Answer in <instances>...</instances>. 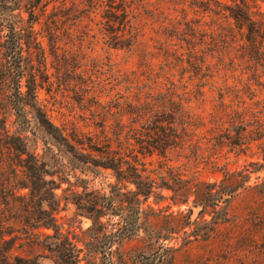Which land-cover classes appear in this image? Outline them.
I'll return each mask as SVG.
<instances>
[{
	"label": "rangeland",
	"instance_id": "374dc122",
	"mask_svg": "<svg viewBox=\"0 0 264 264\" xmlns=\"http://www.w3.org/2000/svg\"><path fill=\"white\" fill-rule=\"evenodd\" d=\"M146 1L173 16L178 13L172 8L191 18L197 10L192 0ZM15 2L11 13L0 6V42L10 22L26 41L20 92L27 105L24 120L11 109L6 96L12 83L0 60V116L38 159L52 188L41 194L42 211L53 221L33 235L14 236L12 253L24 264H264V133L260 146L230 150L217 146L223 140L209 121L220 109L218 89L234 100L232 110L239 108L233 92H245L242 98L264 118V42L253 46L236 35L226 76L188 105L205 126L163 151L162 142L142 135L155 124L133 125L130 104L133 76L145 82L140 77L145 66L161 64L154 47L165 40L155 33L159 24L143 19L148 25L140 44L114 49L109 45L120 41V32L112 22L106 25L104 6L89 18L85 0ZM245 2L250 19L264 27V0ZM186 91L192 94L193 86ZM250 91L256 93L253 101L246 97ZM38 109L46 116L44 129L37 123ZM225 128L232 135L237 131L231 124ZM217 157L225 170L213 167ZM170 174L182 176L174 192L164 186L173 184ZM18 177L23 178L20 172Z\"/></svg>",
	"mask_w": 264,
	"mask_h": 264
},
{
	"label": "trees",
	"instance_id": "16d2710c",
	"mask_svg": "<svg viewBox=\"0 0 264 264\" xmlns=\"http://www.w3.org/2000/svg\"><path fill=\"white\" fill-rule=\"evenodd\" d=\"M85 1L88 8L87 17L90 18L91 14H95L104 6L106 10L103 11L105 15L103 18L106 25L111 22L113 26L117 25L120 41L109 45L110 48L130 49L138 46L143 37V28L148 25L147 22L141 23L143 19L149 18L153 25L159 24L155 33H161L165 40L158 42L154 47L160 52L161 64L158 69L157 64L145 66V72L140 74V77H145V82L133 76V102L130 104L133 103V125L137 121H143L142 128L155 124L150 126L152 129H145L142 135H151L155 137V142H162L163 147L162 144L159 147H162L163 151L176 147L177 142L182 141L184 136L195 135V129L205 126L202 117L192 114L188 105L203 98L205 88H216L218 76L222 75L221 78L226 76L223 74L225 60L232 63L231 43L236 35L240 41L246 39L253 46L259 44L258 41L264 42V27L250 19L245 0H225V3L219 0H192L197 9L193 11L192 18L184 9L172 8L173 12L178 13L177 16L165 14V10L146 0H133V12L129 11V0ZM168 1L181 5L180 0ZM226 1L232 4L229 5ZM0 6L6 9L7 13H11L16 9L17 3L15 0H0ZM207 20L210 21V25L207 24ZM113 26H110L111 33ZM245 29L249 33L244 36L242 32ZM25 43L20 30L10 22L8 33L0 42V60L12 83L13 92L6 97L10 100L11 109L23 120L27 104L22 100L20 83L23 78L21 67ZM184 78L186 79L183 82ZM189 85L193 86V96L190 92H185ZM227 86L224 79L221 88L226 89ZM221 90L218 89L220 109L209 114V121L219 130L218 135H221L220 138L223 140L218 141L216 145L225 146L230 150L245 151L253 145L260 146L264 133L262 111L248 106L240 95L245 92L238 90L232 95L237 98L239 108L232 110L231 104L234 100H226L227 92ZM31 94L35 99V93L31 91ZM246 97L248 101H253L256 97L255 91H250ZM38 115L37 123L44 129L47 121L45 113L38 109ZM226 124H231L237 131L232 135L231 131L225 128ZM176 126H179L180 130ZM243 145L244 148H239ZM8 153L13 157L4 156ZM261 159L264 161V155ZM226 165H221L218 157L216 163H213V167L220 171L225 170ZM19 172L24 181L18 177ZM43 173L34 153L28 151L24 145L23 137L20 134H10L6 128V120L0 116V264L25 263L12 253L14 236L18 234L30 236L33 235L31 231L40 227H52L53 217L42 211V202L45 198L41 194L47 195L52 190L47 189L49 184L45 181ZM170 175L173 184L167 182L163 185L174 192L177 185L182 182V176ZM23 188L29 189V193L24 197L19 194ZM230 195L232 191L227 196ZM180 203L186 204L187 200L181 199Z\"/></svg>",
	"mask_w": 264,
	"mask_h": 264
}]
</instances>
